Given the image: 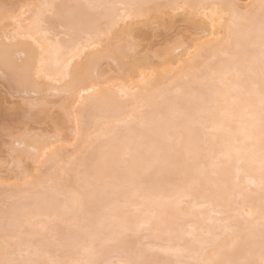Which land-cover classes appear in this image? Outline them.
Instances as JSON below:
<instances>
[{"label":"snow or ice","instance_id":"obj_1","mask_svg":"<svg viewBox=\"0 0 264 264\" xmlns=\"http://www.w3.org/2000/svg\"><path fill=\"white\" fill-rule=\"evenodd\" d=\"M0 10V78L14 85L0 136L31 159L5 176L0 264H264V0ZM144 29L195 71L182 62L154 88ZM46 88L75 119L67 155L60 128L41 148L18 134Z\"/></svg>","mask_w":264,"mask_h":264},{"label":"bare ground","instance_id":"obj_2","mask_svg":"<svg viewBox=\"0 0 264 264\" xmlns=\"http://www.w3.org/2000/svg\"><path fill=\"white\" fill-rule=\"evenodd\" d=\"M44 0H0V5L3 4H14V5H24V4H40L43 3ZM55 2L59 3H85L87 0H55ZM98 3H121V2H136V0H96ZM146 2L150 3H159V2H169V0H146ZM171 2H176V0H171ZM180 2H185L189 4H199V3H213V4H237L241 7L248 5L250 3H258V0H180ZM17 12H20V9H16ZM3 12L0 10V33L3 32ZM226 21L224 24V30H227V19L228 17H221ZM11 26V25H9ZM209 27V32H211V25ZM217 34H220V22L217 21ZM144 34L148 37V43L152 44L151 50V61H149L144 68V72L146 73V79L152 81L154 88H159L166 85L172 79H180L181 78V70L177 69L178 65H182V71L184 73H190L195 71V65L193 63L188 62L187 60V52H184L183 55H177L174 48H172L168 41L157 42L151 40V35L147 29H144ZM191 32V35L188 36V41L192 40V38L198 33L195 30V26L185 29L184 35H187L188 32ZM177 37L173 36L172 41L174 42ZM188 41H185L187 43ZM106 65V66H105ZM3 69L0 68V72ZM101 72L105 75L109 73L108 63L104 61L101 66ZM7 85H9L14 90V85H12L11 81H5ZM48 91H55L54 89H45V94L40 96L39 98L34 97L32 100L27 102V107L29 111L35 112L37 117L39 115L45 116L46 118L51 119L53 123V128L46 129V128H37V127H30L20 130V136L23 139L24 137H34V139H29L27 141L28 148L36 147L41 148L42 141L45 138H50L57 133V128H60L63 133V138L61 140H57L56 147L59 151H62L65 155L68 152V140L67 137L72 136V131L75 127V119L69 120L67 114L61 109V104L64 101H60L59 97L56 95L49 96L47 93ZM53 101V103H49ZM22 105L25 107V101L23 100ZM23 109V108H22ZM6 108L0 109V119L4 115H6ZM44 119L42 117L37 118V124H41ZM66 125V126H65ZM67 130L68 133L63 132ZM74 138V137H73ZM47 147L51 148L52 144H47ZM9 153V160L7 161V167L5 168L4 163L0 162V203L3 202L4 191L3 187L5 184H11V180H5V176H11L13 171L20 170V162L21 157H23V165L25 168L31 166V159L28 155V150L24 147H21L18 150L12 149L8 151ZM13 164H16L17 167L15 169L12 168ZM3 166V167H2ZM3 168H5L3 170ZM34 170V166H33ZM14 179V177H13Z\"/></svg>","mask_w":264,"mask_h":264},{"label":"rangeland","instance_id":"obj_3","mask_svg":"<svg viewBox=\"0 0 264 264\" xmlns=\"http://www.w3.org/2000/svg\"><path fill=\"white\" fill-rule=\"evenodd\" d=\"M106 66V65H105ZM13 89L7 85L3 80L0 79V109L5 107V103L7 102L9 105L12 103L13 100ZM23 100L17 99L16 100V104L22 109L24 108V106L22 105ZM6 115H7V111H6ZM6 115H4L3 117H1L0 119V126H3L4 123L6 122ZM42 117L43 122L41 124H37L38 122L36 121L38 117ZM37 117V115H35L33 117V119L28 122V123H24L22 127H20V130H23L25 128H30V127H37V128H46V129H51L53 128V123L51 121V119L46 118L45 116L39 115ZM23 119V113L21 112L19 115V118L15 121L12 120V118L9 116L7 118V123L9 124H13L15 123L16 125L20 124V120ZM66 126V125H65ZM19 131V135H20ZM63 132H67V130L65 129ZM9 149L5 146V140L2 136H0V162L4 163V165L8 164V160L10 158L9 153H8ZM3 167V166H2ZM5 167V166H4ZM6 168V167H5ZM3 168V170L5 169Z\"/></svg>","mask_w":264,"mask_h":264}]
</instances>
